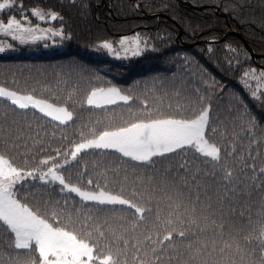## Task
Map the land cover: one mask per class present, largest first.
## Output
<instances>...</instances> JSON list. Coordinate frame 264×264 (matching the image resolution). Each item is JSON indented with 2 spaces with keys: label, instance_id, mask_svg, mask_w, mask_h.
<instances>
[{
  "label": "trees",
  "instance_id": "obj_1",
  "mask_svg": "<svg viewBox=\"0 0 264 264\" xmlns=\"http://www.w3.org/2000/svg\"><path fill=\"white\" fill-rule=\"evenodd\" d=\"M15 1L19 2V6L22 3L23 8L39 4L59 12L62 21L54 23H59L63 28L66 35L63 39L65 48L36 53L0 54V85L7 83L12 87L19 86L21 90L27 85L28 90L35 89L36 95L44 98L55 95L57 103L68 106L74 112L75 123L69 127L60 126L58 122L47 118L39 119L40 114L31 111L26 118L17 116L16 113L21 110L14 109L10 102L3 99H0V123L7 126L11 125L12 120H19L21 128L30 125L31 135L39 132L41 142L46 147L51 145L55 148L64 143L60 139L61 135L78 140L77 128L84 123L95 126V121L102 118L103 110L90 109L86 104V95L93 87L121 88L138 98L133 104L134 108L139 106L140 99L149 98L146 96L148 90L157 89V95L164 92L168 94L165 104L171 102L174 109L177 104L185 105L188 111L184 115L188 118L198 113L201 106L209 107L210 118L216 121L214 126L217 128L210 139L222 148L223 164L232 173L230 180L224 179L222 171L213 174L211 162L209 165L203 164V158L194 152L187 156V160L178 153L156 159L154 165L137 168L136 174L145 177L155 175L150 171L152 167L161 172L170 168L167 183L175 198L174 202L183 205L180 213L185 218L184 227H188L189 216L197 221V224L191 226L187 240L181 243L177 238L175 252L168 249L161 253V264H183L189 256V242L193 249H202V259L207 264H233V261L235 264H257L260 255L256 248L257 241L253 240L249 244L244 237L252 231L249 217L255 222L261 203L264 202V174L260 172L264 168V105L252 99L239 80L245 70L264 69V0ZM10 10L0 11V18H5ZM228 30L238 34H228L212 43L210 39H219ZM124 34H139L142 47H145L140 56L129 54L127 58L117 59L105 54L106 50L98 48L103 41L117 44ZM242 39L258 53L255 59L251 58ZM38 44L40 42L33 43V46ZM58 81L61 82L59 85ZM252 84L255 86L254 81ZM215 85L218 86L213 90ZM196 88L200 89L198 94L195 93ZM69 94L72 100L65 105L64 101ZM197 95L203 96L204 100L199 101ZM241 98L246 108L240 103ZM149 102L153 103L152 99L149 98ZM121 111L120 108L116 109L117 113ZM246 113L255 117L257 127L249 130ZM116 123H120L118 116ZM28 144L31 145L32 141L29 140ZM4 150L0 146V151ZM26 152L27 149L21 147L8 154L15 156V162L23 166ZM226 152H232L233 155L228 157ZM34 154L35 148L27 152V157L31 158ZM43 155V152L39 153V156ZM86 160L89 168L94 160H100L98 171L119 166L121 177L124 168H127L129 174L132 173V162L127 161L121 165L115 153H93L86 156ZM182 162L188 164V169L179 168ZM185 180L188 181L187 185L184 184ZM31 191L35 199L30 196L28 202H38L42 212L57 200L61 205L64 204L56 191L51 193V197L42 187L37 190L34 186ZM162 195L157 193L158 198H161V218L164 219L171 209L167 206L170 202L162 198ZM197 195L199 202L196 201ZM47 200L51 204L46 205ZM152 208V218L147 226L129 233L127 238L143 240L144 236L151 235L155 240L157 232L160 233L159 238H163V228H154L157 208L155 200ZM98 215L101 222L109 219L113 227L121 222L107 217L105 213ZM73 220L77 218L74 216ZM201 227L205 231L201 232ZM192 232H195V236ZM226 245H231V248ZM156 246L146 243L141 256L147 253L145 258L151 259V247ZM2 251L7 253L6 245ZM179 253H183V256H179ZM173 255L177 259L169 260ZM127 259L128 264H132L131 250Z\"/></svg>",
  "mask_w": 264,
  "mask_h": 264
},
{
  "label": "snow or ice",
  "instance_id": "obj_2",
  "mask_svg": "<svg viewBox=\"0 0 264 264\" xmlns=\"http://www.w3.org/2000/svg\"><path fill=\"white\" fill-rule=\"evenodd\" d=\"M72 2L75 3V0ZM13 5L14 0H2L0 11ZM20 8L23 9L22 3ZM31 18L39 22L62 21L56 10L45 11L34 6L30 9V15L22 12L21 19L15 16H10L6 22L0 19V35L10 37L21 45L45 41V47L48 46L47 40L64 36L62 27L57 30L42 27L41 23L33 26ZM7 47L11 49L12 45L9 43ZM98 48L106 50L117 59L127 58L129 53L138 57L145 50L139 34L131 40L128 37L122 38L119 49L110 41L101 42ZM120 50L124 52L123 57ZM229 50L232 51L231 48ZM63 83L66 84V81ZM239 83L252 99L264 105V69L245 70ZM216 86H213V90ZM157 91L150 89L146 92L153 103L149 102V98L140 99L139 106L134 108L133 104L138 98L121 88L93 87L86 95V104L90 109L103 110L102 118L95 121V126L84 123L77 128L78 140L61 135L60 139L64 143L55 148L51 145L46 147L41 142L39 132L31 135L30 125L21 128L19 120H12L11 125L7 126L0 123V146L5 149L0 151V264H128L130 250L132 264H161V253L168 249L176 251L177 238L181 243L188 239L191 226L197 224V221L189 216L188 227H184L185 218L180 213L183 205L174 202L175 198L167 183L170 168L161 172L152 167L150 171L155 175L145 177L136 174L138 166L154 165L156 159L178 153L187 160V156L194 152L203 158V164L209 165L211 162L213 174L222 171L224 179L230 180L232 173L223 164L222 148L210 139L217 132L214 126L216 121L210 118V108L201 106L198 113L188 118L184 115L188 111L185 105L177 104L174 109L171 102L165 104L168 94L164 92L157 95ZM199 91L196 88L195 93ZM0 99L10 102L14 109L21 110L16 113L17 116L26 118L31 111L33 114L39 113V119L47 118L58 122L60 126L69 127L75 123L74 112L68 106L57 103L55 95L39 97L36 90H28L27 85L24 90L7 83L0 85ZM197 99L203 101L204 97L197 95ZM71 100L72 95L69 94L64 104L67 105ZM240 103L244 105L242 98ZM117 108L122 111L117 113ZM245 115L249 130L257 127L255 117L247 113ZM117 116L120 123H116ZM29 140L32 141L31 145L28 144ZM21 141H24L23 145ZM21 147L26 148L27 152L36 149V154L31 158L25 153L23 166L15 162V156L8 154ZM40 152L44 155L39 156ZM109 152L118 154L121 165L127 161L132 162V173L129 174L127 168H124L121 177L119 166L98 171L100 160H94L92 167H88L86 156ZM225 155L231 157L233 153L226 152ZM179 168L188 169V164L182 162ZM260 172L264 174V168ZM184 184L187 185L188 181L185 180ZM34 186L37 190L42 187L49 197L53 191L58 192L64 204L61 205L59 200L51 204L47 200L45 204H51V207L42 212L38 202H28L30 196L35 199L31 191ZM158 192L170 202L167 206L171 210L164 219L160 214L161 198H158ZM154 200L157 205L154 228H163V238H159L160 233L157 232L155 240L151 235L144 236L143 240L135 237L130 240L127 235L147 226L152 218ZM196 201L199 202V195ZM98 213H105L107 217L121 222L113 227L107 218L101 222ZM74 216L76 221L73 220ZM248 223L252 231L244 239L249 244L253 240L257 241L256 248L260 253L257 264H264V202L261 203L255 222L249 217ZM220 230H223V224ZM200 231H205V228L201 227ZM192 235L195 236V232ZM105 240L108 242L105 243ZM146 243L157 245L151 247V259L145 258L147 253L141 256ZM5 245L7 253L2 251ZM226 246L231 248V245ZM187 249L189 256L183 264H207L202 259L201 248L193 249L189 242ZM237 250L240 251L239 245ZM179 256H183V253H179ZM174 259L177 256L169 258Z\"/></svg>",
  "mask_w": 264,
  "mask_h": 264
},
{
  "label": "rangeland",
  "instance_id": "obj_3",
  "mask_svg": "<svg viewBox=\"0 0 264 264\" xmlns=\"http://www.w3.org/2000/svg\"><path fill=\"white\" fill-rule=\"evenodd\" d=\"M0 2H2V0H0ZM34 6H39V7L43 8L45 11L54 10V9H51V8H48V7L41 6L39 4L31 5V6L27 7V8L21 9L20 6H19V2H16L14 0V5H13V7H11V10H10L9 14L7 16H5V18H0V19H2L5 22L7 21V19L10 16H15L17 19H21L22 12L29 13V15H30V9L32 7H34ZM15 12H18V14L15 13ZM54 22L55 21L39 22L36 19L31 18V24L33 26L36 25L37 23H41L42 27H52V28H55V29L59 30L62 26L59 23L55 24ZM135 36H136V34H134V35L124 34V35L121 36L120 40L122 38H124V37H128L131 40ZM64 38H66L65 33H64V36L62 38L61 37H55V38L49 39V40L46 41L48 46L45 47V41H39L40 44H38L37 46H33V43H28V44L21 45L18 41H12L10 37H5L3 35H0V54H18L20 52L36 53V52L62 50V49L65 48V45H64V42H63ZM120 40L117 41V44L113 43L114 46L117 49H119V41ZM9 43L12 45L11 49H9L7 47V45ZM105 54H108L107 51H105ZM120 54L121 55L124 54L123 50H120Z\"/></svg>",
  "mask_w": 264,
  "mask_h": 264
},
{
  "label": "water",
  "instance_id": "obj_4",
  "mask_svg": "<svg viewBox=\"0 0 264 264\" xmlns=\"http://www.w3.org/2000/svg\"><path fill=\"white\" fill-rule=\"evenodd\" d=\"M228 34H235L237 35L238 33L235 32V31H232V30H228L226 33H224L219 39H210L211 41H215V40H220V39H223L226 35ZM243 42H244V46L245 48L249 51L250 55H251V58L252 59H255V57L258 55V53L254 52L252 50V48L246 43V41L244 39H242ZM191 44V43H190Z\"/></svg>",
  "mask_w": 264,
  "mask_h": 264
}]
</instances>
